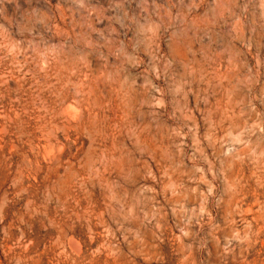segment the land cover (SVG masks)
I'll return each instance as SVG.
<instances>
[{"label": "rangeland", "instance_id": "374dc122", "mask_svg": "<svg viewBox=\"0 0 264 264\" xmlns=\"http://www.w3.org/2000/svg\"><path fill=\"white\" fill-rule=\"evenodd\" d=\"M0 264H264V0H0Z\"/></svg>", "mask_w": 264, "mask_h": 264}]
</instances>
